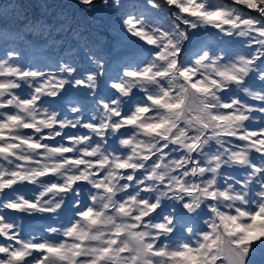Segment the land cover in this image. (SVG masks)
Returning a JSON list of instances; mask_svg holds the SVG:
<instances>
[{
	"label": "snow or ice",
	"instance_id": "snow-or-ice-1",
	"mask_svg": "<svg viewBox=\"0 0 264 264\" xmlns=\"http://www.w3.org/2000/svg\"><path fill=\"white\" fill-rule=\"evenodd\" d=\"M165 4L162 20L158 0H77L119 37L107 54L73 18L13 17L0 264H264V0ZM9 211L47 214V237H22Z\"/></svg>",
	"mask_w": 264,
	"mask_h": 264
},
{
	"label": "rangeland",
	"instance_id": "rangeland-1",
	"mask_svg": "<svg viewBox=\"0 0 264 264\" xmlns=\"http://www.w3.org/2000/svg\"><path fill=\"white\" fill-rule=\"evenodd\" d=\"M19 1H23V0H16L15 2H19ZM25 1H27V4H28L30 11H31L30 14L32 15V18H30V20H33V16L34 17L36 16V19L41 18L40 8H43L45 11H47V14H48V17L50 20L57 19L60 16H67L68 14H72L71 17L77 16L78 17L77 22H79L81 24L88 25L90 28V31L98 33L100 37L102 35L100 45L103 49H105L106 54H107V52L111 51L113 42L116 41L117 39H119L117 34L113 35V33H111L108 19H105L104 25H100V28H98L96 22L93 19V14L82 13L75 1H73L72 6H70L69 8L60 5L58 3V0H51L50 5L47 4L48 0H25ZM9 2H10V0H5V3H9ZM158 3H160V5H161L160 12L158 15L156 13H154V15H157L158 19L164 20V18L167 15H170L171 12L175 11V6L166 5L165 0H158ZM223 3L226 5L228 4L226 2H223ZM229 4H231V3H229ZM239 7H241L243 10L249 12L251 15H256L255 10H247L246 6H242V5ZM62 8L65 10L64 12L61 11ZM8 9L11 13H14L13 11H11L10 8H8ZM36 10H38V11H36ZM11 15L12 14H10L9 12H6L5 10L0 11V23H2L0 25V35L5 34L6 32H9V35H10V29L12 28L11 26H13V25L10 22L8 24V26L5 27L4 18L7 17L8 20L11 21L13 19V17L15 16V15H12V17L9 18L8 16H11ZM95 16L98 17V15H96V14H95ZM165 22H166V20H165ZM9 25H11V26H9ZM201 32L206 34L205 38L207 39V41L210 44H215L217 42L218 38L215 35L214 29L204 28V29H201ZM104 37H106V39H103ZM7 38L9 39V37H7ZM240 39H243V38H240V37L236 38L237 41ZM27 40L29 42L35 40L37 43H41V41H42V39L39 36L28 37ZM128 43H129L128 41H124L122 46H125ZM228 43H230L232 45L233 49H237V50L242 49V46L239 43H232V41H228ZM244 47H246V45ZM2 48H4V45L1 44L0 45V57H2L1 54L4 53V52H2ZM32 55L33 54L31 52V50L28 48H25L24 53H23V55L19 61L21 63V65L22 66H30L32 60H34V59H32ZM48 62L50 63V60ZM33 63H34V61H33ZM52 68L53 67H51L50 69H52ZM44 71H47V70H44ZM24 91H26V89H24ZM255 103L259 104V101H256ZM258 121L261 122V120H259V119H258ZM70 131L75 132V130H70ZM57 139H59V138H57ZM24 190H27V188H24ZM29 190H30V194H28V196H31L32 194H34L33 186L30 185Z\"/></svg>",
	"mask_w": 264,
	"mask_h": 264
},
{
	"label": "trees",
	"instance_id": "trees-1",
	"mask_svg": "<svg viewBox=\"0 0 264 264\" xmlns=\"http://www.w3.org/2000/svg\"><path fill=\"white\" fill-rule=\"evenodd\" d=\"M16 0H10V2L9 3H5V0H0V11L1 10H5L6 12H9L10 14H12V15H16L15 13H17V12H23L24 14H25V17L27 18V19H30V18H32V15L30 14V8H29V6H28V4H27V1H25V0H23V1H19V2H15ZM51 0H48V2H47V4H49L50 5V2ZM73 1H75L76 3H77V0H58V3L60 4V5H62V6H65V7H70V6H72V3H73ZM2 7V8H1ZM8 8H10L11 9V11H13L14 13H11L10 11H9V9ZM40 10H41V13H40V15H41V18H39V19H49V17H48V14H47V11H45L43 8H40ZM36 11H38V10H36ZM61 11L62 12H64L65 10L62 8L61 9ZM12 15L11 16H8L9 18H11L12 17ZM71 15L72 14H68L67 15V17H69V18H73V19H75L76 21H77V16H73V17H71ZM95 14H93V16H94ZM96 15H101V14H99V13H97ZM61 17V16H60ZM36 19V16L34 17L33 16V20H35ZM105 19H108L107 17H104L102 20L101 19H95L94 21L96 22V24H97V27L98 28H100V25H104V20ZM50 20V19H49ZM12 21V20H11ZM11 21H9V23L11 22ZM2 23H0V25H1ZM9 26H11V25H9ZM11 27H13V26H11ZM110 31H111V33H113V35H116V33H115V31L113 30V29H111L110 28ZM107 34V33H106ZM8 37H9V39H11V34L10 35H8ZM101 38H102V35H101ZM5 39V34H2V35H0V45L2 44V45H4L3 44V40ZM43 41H41V43H42ZM5 50V49H4ZM54 52H55V49L53 50ZM54 52H53V59H51L50 60V63H53L54 62ZM32 59H34V60H32V62H31V64H30V66H34L35 65V63H36V60H35V58H34V56L32 55ZM33 61H34V63H33ZM28 64V65H29ZM51 68V67H50ZM50 68H43L42 70H47V71H55V67H53L52 69H50Z\"/></svg>",
	"mask_w": 264,
	"mask_h": 264
}]
</instances>
